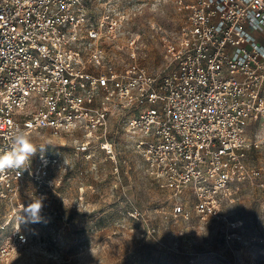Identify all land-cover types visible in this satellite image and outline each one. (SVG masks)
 Instances as JSON below:
<instances>
[{
	"label": "built area",
	"instance_id": "1",
	"mask_svg": "<svg viewBox=\"0 0 264 264\" xmlns=\"http://www.w3.org/2000/svg\"><path fill=\"white\" fill-rule=\"evenodd\" d=\"M136 3L138 0H131ZM90 0H0V150L10 128L34 133H81L78 147L90 157L91 144L112 160L119 151L110 121L133 140L158 188L174 196L173 215L189 217L180 196L191 191L200 221L227 220L243 184L257 181L264 168L249 154L264 146V0H150L185 11L186 25L167 34L149 22V38L160 35L164 67L152 73L137 62L139 34L126 39L130 63L117 67L106 45L121 49L120 21L106 11L93 17ZM258 125L251 135L250 125ZM51 156L37 152L27 168L0 174V201L9 206L2 224L19 216L26 188L44 198L51 187ZM264 208V199L261 203ZM225 247L169 248L192 255L175 264H264L235 244L253 241L264 253V232L246 236L241 221H227ZM179 235H184L180 232ZM249 238V241H247ZM18 227L4 240L0 256L23 246ZM246 253V252H245ZM229 254L230 257H226Z\"/></svg>",
	"mask_w": 264,
	"mask_h": 264
},
{
	"label": "rangeland",
	"instance_id": "2",
	"mask_svg": "<svg viewBox=\"0 0 264 264\" xmlns=\"http://www.w3.org/2000/svg\"><path fill=\"white\" fill-rule=\"evenodd\" d=\"M107 1L114 11L105 12ZM89 4L94 18L104 11L120 21L125 32L120 38L121 49L116 44L106 45L108 58L117 67L131 62L126 39L137 33L144 42L136 49L137 62L158 73L165 66L161 36L149 38V22L175 35L186 25L185 11L172 3L155 5V9L150 0H90ZM110 123L109 135L119 151L118 172L94 142L90 157L78 149L85 140L81 133L54 135L42 130L32 135L34 144L43 147L37 152L51 156L47 169L53 184L45 189L38 223L26 222L21 210L2 227L9 206L0 201V249L17 227L27 236L26 243L15 252L0 256V264H175L176 259L188 262L192 255L176 256L169 248L203 251L225 247L222 232L227 221H241L240 231L246 236L264 232V189L255 185L243 184L234 203L224 207L222 213L227 220L200 221L194 214V197L189 190L180 196L189 217L174 216V196L158 188L146 173L144 160L130 147L133 139L119 131L114 120ZM248 129L253 135L258 125ZM249 163L264 168V146L250 152ZM257 181H264V174ZM36 196L27 187L22 196L26 200L24 208ZM261 246L253 241L235 244L236 249L244 251L241 257L251 255L256 262L264 263V253L258 252Z\"/></svg>",
	"mask_w": 264,
	"mask_h": 264
},
{
	"label": "clouds",
	"instance_id": "3",
	"mask_svg": "<svg viewBox=\"0 0 264 264\" xmlns=\"http://www.w3.org/2000/svg\"><path fill=\"white\" fill-rule=\"evenodd\" d=\"M5 139L9 141V144L6 149L0 150V174H5L8 170H24L29 166L32 157L36 155L38 148L43 150V147H37L31 138L19 128H10ZM42 208V198L35 199L23 208L26 222H41Z\"/></svg>",
	"mask_w": 264,
	"mask_h": 264
}]
</instances>
